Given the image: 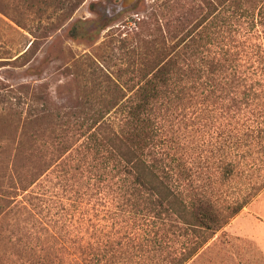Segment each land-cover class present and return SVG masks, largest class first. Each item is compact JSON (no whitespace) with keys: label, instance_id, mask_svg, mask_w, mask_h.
<instances>
[{"label":"trees","instance_id":"trees-1","mask_svg":"<svg viewBox=\"0 0 264 264\" xmlns=\"http://www.w3.org/2000/svg\"><path fill=\"white\" fill-rule=\"evenodd\" d=\"M167 9L133 20L131 62L60 117L43 168L0 162V264H189L264 191L229 196L264 158V0Z\"/></svg>","mask_w":264,"mask_h":264},{"label":"rangeland","instance_id":"rangeland-1","mask_svg":"<svg viewBox=\"0 0 264 264\" xmlns=\"http://www.w3.org/2000/svg\"><path fill=\"white\" fill-rule=\"evenodd\" d=\"M172 1L0 0V162L8 175L43 168L37 158H51L43 146L68 122L60 117L89 109L105 96V69L131 62L122 39L133 20H151L153 30ZM247 160L229 196L264 181V158ZM263 248L264 191L189 264H264Z\"/></svg>","mask_w":264,"mask_h":264},{"label":"crops","instance_id":"crops-1","mask_svg":"<svg viewBox=\"0 0 264 264\" xmlns=\"http://www.w3.org/2000/svg\"><path fill=\"white\" fill-rule=\"evenodd\" d=\"M263 251H264V248H263Z\"/></svg>","mask_w":264,"mask_h":264}]
</instances>
